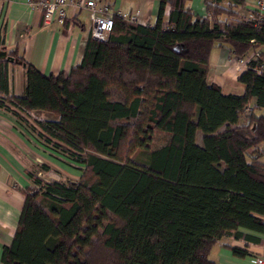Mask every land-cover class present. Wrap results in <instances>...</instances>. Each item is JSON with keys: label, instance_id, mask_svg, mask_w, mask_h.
I'll return each instance as SVG.
<instances>
[{"label": "trees", "instance_id": "trees-1", "mask_svg": "<svg viewBox=\"0 0 264 264\" xmlns=\"http://www.w3.org/2000/svg\"><path fill=\"white\" fill-rule=\"evenodd\" d=\"M191 2L159 0L153 26L113 14L107 38L89 34L68 74L45 76L8 52L24 67L20 97L0 62V109L82 170L76 182L33 177L1 264H214L209 252L223 237L264 235V115L249 107L255 99L264 109V15L238 17L241 0H203L198 16ZM214 48L254 55L238 78L242 95L207 83ZM33 112L54 119H34L35 128L23 117ZM156 131L168 141L150 150ZM136 150L144 161L131 158Z\"/></svg>", "mask_w": 264, "mask_h": 264}, {"label": "crops", "instance_id": "crops-1", "mask_svg": "<svg viewBox=\"0 0 264 264\" xmlns=\"http://www.w3.org/2000/svg\"><path fill=\"white\" fill-rule=\"evenodd\" d=\"M94 1L107 4L112 14L120 13L136 18V24L142 26H153L159 10V0ZM241 1L243 5L236 8L238 17L252 18L257 12L255 0ZM191 8L196 15H205L203 0H192ZM90 30L86 10L77 11L67 7L65 20L59 22L54 19L45 26L41 11L31 8L26 0H0V52L4 49L8 57V52L17 51L19 56L45 76L69 73L80 61ZM257 51V55L264 58V47ZM253 57L252 54L248 59L240 61L230 56L227 49L214 48L209 56L207 83L217 85L223 94L242 95L244 87L238 78L247 70L246 63ZM3 60L7 61L0 58V62ZM7 64L11 91L20 97L25 87L24 67L9 61ZM249 107L257 116L264 115V109L255 108V99L251 100ZM30 117L37 120L54 119L50 114L40 112H33ZM242 123L243 117L239 119V124ZM224 129L220 128L219 132ZM202 138L203 134L197 131V145L202 144ZM258 153V162L264 166V142L258 145ZM41 165L47 169H41ZM81 174V167L71 165L63 155L37 138L10 111L0 109V257L2 248L12 242L25 194L36 186L33 177L49 182L59 179L56 176L61 175L76 182ZM44 177H49V180ZM242 232L256 241L223 237L210 250L209 260L214 264H251V256L263 251L264 235L246 230ZM233 247L244 250L246 255H234L231 250Z\"/></svg>", "mask_w": 264, "mask_h": 264}, {"label": "built area", "instance_id": "built-area-1", "mask_svg": "<svg viewBox=\"0 0 264 264\" xmlns=\"http://www.w3.org/2000/svg\"><path fill=\"white\" fill-rule=\"evenodd\" d=\"M31 8L42 13L43 25L48 26L54 19L62 22L66 19V8L74 10H86L91 25L90 35L98 41H104L113 27L112 12L107 4L98 3L94 0H26ZM256 10L259 15H264V0H255ZM123 20L136 24L134 17L116 13ZM243 61V60H240ZM45 182V181H44ZM37 189L43 190L44 186ZM251 264H264V246L260 254H254L250 258Z\"/></svg>", "mask_w": 264, "mask_h": 264}, {"label": "rangeland", "instance_id": "rangeland-1", "mask_svg": "<svg viewBox=\"0 0 264 264\" xmlns=\"http://www.w3.org/2000/svg\"><path fill=\"white\" fill-rule=\"evenodd\" d=\"M108 92H109L112 100H115V101H122L123 100L122 94L120 92H118L116 89L110 88V89H108ZM28 120L32 125H35L33 117H28ZM167 141H168V135H166L165 133H162V132H158V131L154 132L153 136H152V141L150 144V150H156V149L161 148L162 146H164L166 144ZM146 154L147 153L145 151L136 150L132 153L131 158L136 160V161L142 162V161H144ZM56 178L68 180L67 177H62L61 175L56 176ZM44 179L49 180V177L48 178L44 177ZM45 182H48V181H45Z\"/></svg>", "mask_w": 264, "mask_h": 264}, {"label": "water", "instance_id": "water-1", "mask_svg": "<svg viewBox=\"0 0 264 264\" xmlns=\"http://www.w3.org/2000/svg\"><path fill=\"white\" fill-rule=\"evenodd\" d=\"M7 55H6V52L5 51H1L0 52V58H5L7 61H9V62H13V58H11V57H6Z\"/></svg>", "mask_w": 264, "mask_h": 264}]
</instances>
